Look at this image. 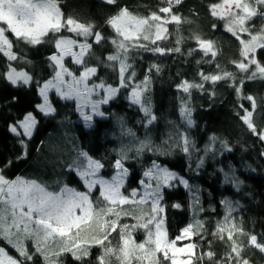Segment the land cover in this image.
Returning <instances> with one entry per match:
<instances>
[{"label": "trees", "instance_id": "1", "mask_svg": "<svg viewBox=\"0 0 264 264\" xmlns=\"http://www.w3.org/2000/svg\"><path fill=\"white\" fill-rule=\"evenodd\" d=\"M117 2L120 7H127L133 15L141 17L166 6L161 0ZM220 2L221 0H183L182 4L174 7V12L192 23H181L179 26L168 24V31L172 35L168 40L157 43L165 48L176 47L178 27L179 37L183 40L179 45V53L163 56L143 50L131 53L133 59L129 63L134 64L135 83L144 80L146 70L151 65H158L160 68L158 72L152 71L148 90L142 94V99H147L150 105L151 114L156 117L152 124L146 123L147 117L140 105L129 99L130 89H121L116 97L110 99L101 109L104 115L96 117L89 127L80 119L76 101L63 100L52 91L49 100L56 111L43 115L35 107L42 103L37 84L14 86L0 75V166L9 160L13 162L4 173L6 178L15 179L20 176L36 180L54 193L60 192L65 185L85 191L83 180L77 171L69 167L79 159L78 152H85L100 160L105 165L102 174L111 177L115 173L114 161L119 158L121 149L126 146L135 147L137 141L148 140L153 148L163 147L169 154L160 155L146 149L139 158L128 159L125 167L129 169V175L124 193L129 195L133 189L141 187L139 181L146 179L143 172L151 167L152 161L166 166L186 180L190 187L177 181L172 182L173 187H166L162 204L166 206L170 237L179 234L180 229L194 220L203 221L202 235L205 239L193 236L190 242L198 245L197 255L201 251L211 250L215 253V258L212 261L204 259L199 264H216L228 250L226 240L220 241L212 235L216 222L222 219L225 212L220 202L226 198L239 205L233 213L238 217L236 222L242 223L246 232L257 234L259 239L260 234H264V141L253 134L237 115L238 102L243 103L245 108L250 107V102L241 100L225 81L215 84L205 82L204 91L192 89L190 96L176 87L184 80L200 83V73L217 75L228 71L238 75V69L230 63L240 59L238 40L225 30L224 21L210 14L209 6ZM59 6L65 18L71 16L82 23H92L96 26L94 31L106 38L98 46L93 44L97 56L103 59L109 54H115V45L110 41L116 38V33L106 24V20L118 11L115 5L107 4L105 0H59ZM252 23L258 27L264 21L256 18ZM213 24L217 25L215 29ZM62 35L76 38L66 30L62 31ZM194 36L213 41L216 56L212 57L211 53L205 56L198 42L193 39ZM88 42L92 43V39L89 38ZM139 42L144 43L142 39ZM19 48L26 54L29 63L25 65L22 61L11 62L12 67L28 72L40 85L54 76V69L51 67L53 62L48 57L57 50L51 44L26 46L20 43ZM189 49L196 51L188 55ZM256 55L264 60V50H258ZM209 60L212 63L206 62ZM8 63L7 58L0 53V73L6 72ZM217 64L220 65L219 70ZM65 66L77 76L82 71L73 63L72 58L65 60ZM89 66H95V61L89 62ZM97 76L107 84L117 86V72L100 67ZM89 82L99 81L96 76H92ZM210 92H215V95H209ZM243 92L256 99L258 112L264 110L259 107L264 103L261 101L264 97V81L246 82ZM13 97H16L15 101ZM182 102H187L192 109L191 125L187 124L181 112ZM28 112L35 115L38 123L30 139L23 136L19 138L25 140L27 156L17 159L22 156V147L9 126L23 119ZM256 123L259 129V126H264V119L257 117ZM129 130L134 136L128 135ZM182 135L190 141L187 153L183 151ZM128 155L132 157L133 153L129 152ZM225 173L230 177L234 175L240 182L238 189L235 183L225 181ZM97 196L99 190L93 192V201ZM150 203L121 207L127 210L135 207L147 214ZM175 204H180L181 207H173ZM198 206L204 210L199 211ZM115 210L120 211V207ZM139 214L140 211L134 212V215ZM120 222L131 225L137 221L132 217H125ZM133 235L137 242L145 239L140 231ZM109 239L112 246H116L117 234L113 233ZM241 239L246 240V237ZM0 248L14 259H22L5 239L0 238ZM32 250L33 248L30 253ZM101 254L102 249L93 246L91 256L83 264H97V257ZM243 256L250 264H264V252L254 246L249 245ZM62 259L63 264H78L70 254ZM193 259L195 262V257ZM34 264H43L42 259L35 257ZM111 264H117L115 257L111 258ZM133 264H136L135 260Z\"/></svg>", "mask_w": 264, "mask_h": 264}, {"label": "snow or ice", "instance_id": "2", "mask_svg": "<svg viewBox=\"0 0 264 264\" xmlns=\"http://www.w3.org/2000/svg\"><path fill=\"white\" fill-rule=\"evenodd\" d=\"M107 4L115 5L118 11L111 15L106 24L111 26L116 33V38L110 43L115 45V54H109L101 59L96 55L93 44L100 45L106 38L100 32L94 31L92 23H82L71 16L65 18L59 6V0H0V53L7 58L6 72L0 73L12 85L30 86L35 83L38 93L42 97V103L35 107L43 115H50L56 111L49 100V91L55 89L59 98L63 100L78 101V110L85 124L92 126L94 117L103 116L99 110L101 104H107L110 99L116 97L121 89H130L129 99L132 103L140 105L145 116L146 123L152 124L156 117L151 114L147 99H142L143 92L148 90L150 74L153 70L160 71L158 65H151L147 70L144 80L135 83L134 64L129 63L133 59L131 53L143 50L160 56L179 53V45L183 42L176 29V47L165 48L157 42L166 41L169 36L167 25L179 26L181 23H192L186 17L174 12V7L183 3V0H161L166 6L160 7L148 16L133 15L127 7H120L117 0H105ZM210 14L224 21L225 30L238 40L240 45L239 61H231L238 69V75L228 71L217 75H205L200 73V83H189L184 80L176 87L184 93H191L192 89L204 91L205 82L213 84L225 81L233 88L237 96L244 101L250 102V107L245 108L243 103L238 102L237 112L240 120L247 128L264 141V126L256 123V118L264 119V110L257 111L256 99L243 92V86L248 81H264V60L257 57V50H264V23L258 27L252 23L256 18L264 21V0H222L221 3L209 6ZM213 29L217 27L212 25ZM75 34V39L65 37L62 31ZM247 34L249 39H244ZM83 38L84 42H80ZM89 38L92 43H88ZM144 43H140L139 40ZM200 50L205 56L211 53L216 56L214 42L194 36ZM20 43L26 46L51 44L57 51L48 59L53 62L54 76L40 85L33 76L23 70L12 67L11 62H23L28 64L26 54L19 48ZM79 49L75 51L74 49ZM196 49H189L188 55ZM65 57H72L73 63L82 71L79 76L65 67ZM87 57V59H86ZM95 61V66H89V62ZM212 63L211 60L206 61ZM200 63V61H197ZM100 67H106L118 73L117 86L107 84L97 76ZM219 70L220 65H216ZM65 76L71 79H65ZM96 76L97 82L88 83L89 77ZM106 95H101V93ZM209 95L214 96L215 92ZM98 97L94 99L93 97ZM16 97H13V101ZM264 101V97L261 98ZM260 108L264 109V103ZM88 109V111H85ZM181 112L188 125L193 123L191 119L192 109L187 102H182ZM243 115H240V113ZM38 121L32 112L24 115L23 119L17 120L9 126V130L19 139L21 136L31 138ZM128 135L134 136L129 130ZM183 151L189 152L190 141L186 136H181ZM22 147V156H27V145L24 139H19ZM156 151L160 155H168L163 147L153 148L150 141H137V146L122 148L119 158L114 161L115 174L110 179L100 175V170L105 167L100 160L93 159L85 152H78V160L73 161L69 167L79 171L80 177L87 191H76L65 185L59 193L49 192L45 186L36 180H29L17 176L8 179L5 171L11 167L12 161H6L0 166V238L16 250L22 259L8 257L9 264H34V258L39 256L43 264H63V257L71 255L78 264L91 256V248L99 246L102 254L97 257V264H111V258L115 257L117 264H199L208 259L212 261L215 253L211 250L201 251L197 255L198 245L188 242L179 246V242L191 241L193 236L205 237L203 221L194 220L179 230V234L169 236L167 216L162 204L163 192L166 187H173V181L190 187L188 182L177 173L170 171L166 166L152 161L151 167L143 172V179L139 184L143 185L140 199L136 200L138 190L133 189L129 195H124L121 189L129 175V169L125 162L130 158H139L145 150ZM133 156L129 157L128 153ZM223 171V170H221ZM225 181L233 182L237 189L240 182L234 175L225 173ZM99 190V196L92 199L94 189ZM150 207L147 214L142 210L131 207V210L121 206L148 204ZM224 209L221 220L216 222L215 231L212 235L220 241H227V252L216 264H250L244 258L243 253L251 245L264 252V234L246 232L242 223H237L238 217L234 216L239 207L229 199L220 202ZM120 207V211L115 209ZM180 208V204L173 205ZM199 207V206H198ZM79 210V215H77ZM199 207V211H203ZM140 211L139 215L134 212ZM214 211V209H213ZM125 217H132L137 222L133 224L121 223ZM195 228V230H194ZM140 231L145 239L137 242L133 235ZM116 233L118 240L116 246H112L109 239ZM87 236V238H83ZM246 237V240L241 239ZM33 244L30 253L28 243ZM209 247L211 242L209 241ZM0 254L6 255L0 248ZM193 257H195V262Z\"/></svg>", "mask_w": 264, "mask_h": 264}, {"label": "rangeland", "instance_id": "3", "mask_svg": "<svg viewBox=\"0 0 264 264\" xmlns=\"http://www.w3.org/2000/svg\"><path fill=\"white\" fill-rule=\"evenodd\" d=\"M221 2H222V0H221ZM220 2V3H221ZM74 36H75V34H74ZM70 38H72V37H70ZM243 38L244 39H249V37L247 36V34H244V36H243ZM80 42L82 43V42H84L83 41V38H81V40H80ZM89 43V42H88ZM75 51H79V49L77 48V49H74ZM259 50V49H258ZM257 50V51H258ZM214 51H215V48H214ZM257 54V53H256ZM67 58H72V57H65L64 58V61H63V63H64V65H65V60L67 59ZM72 60H73V58H72ZM66 67V66H65ZM67 68V67H66ZM92 77V76H91ZM91 77H89V80H90V78ZM65 79H71L70 77H68V76H65ZM89 80H88V83L89 84H91L90 82H89ZM52 91H54V92H56L55 91V89H51L50 91H49V95H50V93L52 92ZM101 95L103 96V95H106L105 93H101ZM94 99H96V98H98V97H93ZM77 102V105H78V101H76ZM51 103V102H50ZM105 104H101L100 106H99V110L101 111V109H102V107L104 106ZM85 111H88V109H85ZM102 112V111H101ZM80 113V112H79ZM96 117H100L99 115H97V116H95L94 117V119L96 118ZM80 119L82 120V122L85 124V122L83 121V118L81 117V115H80ZM86 125V124H85ZM87 126V125H86ZM35 130V129H34ZM34 132V131H33ZM94 159V158H93ZM97 160V159H96ZM77 173H78V175L80 176V174H79V171H77ZM115 174V173H114ZM113 174V175H114ZM100 175L102 176V177H104V178H106V179H110L111 177H106V176H104L103 174H102V169L100 170ZM26 179V178H25ZM82 179V178H81ZM83 180V179H82ZM145 181V183H148V180H147V178L144 180ZM126 182H127V178H126V180H125V184H126ZM125 184H124V186H125ZM69 188H72V189H75V188H73V187H71V186H68ZM76 190V189H75ZM95 190H98V187H97V189H94L93 190V192L95 191ZM137 190H138V195L135 197V199L136 200H139L140 199V195L142 194V192H143V185H141V187L140 188H137ZM141 190V191H140ZM49 191V190H48ZM76 191H79V190H76ZM85 191H87V189L85 190ZM121 191H122V193L124 194V195H127V194H125L124 193V187L121 189ZM139 191H140V193H139ZM49 192H51V191H49ZM80 192H83V191H80ZM93 192H92V198H93ZM52 193H54V192H52ZM59 193V192H58ZM55 194V193H54ZM80 213H79V210H77V215H79ZM3 239V238H2ZM7 241V240H6ZM183 243H179V246H182L183 244H185V243H188V242H190V241H187V240H185V241H182ZM27 248H28V251L30 252V250L33 248V244L32 243H28L27 244ZM4 253H6L5 251H4ZM8 257H12V256H10L9 254H7L6 253V255H3V254H0V264H9V261H8ZM13 258V257H12Z\"/></svg>", "mask_w": 264, "mask_h": 264}]
</instances>
